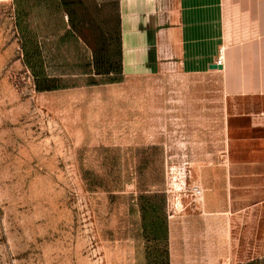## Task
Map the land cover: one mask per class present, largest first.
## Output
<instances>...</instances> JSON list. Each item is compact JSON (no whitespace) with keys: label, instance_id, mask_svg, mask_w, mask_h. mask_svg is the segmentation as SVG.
<instances>
[{"label":"rangeland","instance_id":"1","mask_svg":"<svg viewBox=\"0 0 264 264\" xmlns=\"http://www.w3.org/2000/svg\"><path fill=\"white\" fill-rule=\"evenodd\" d=\"M28 65L12 6L0 0V264H166L169 214L198 206L193 170L223 162L217 84L125 85L136 113L163 108L162 142L130 144L121 126H92L98 111L77 82H44ZM122 83L116 74L82 87ZM122 98L105 100L109 121Z\"/></svg>","mask_w":264,"mask_h":264},{"label":"crops","instance_id":"2","mask_svg":"<svg viewBox=\"0 0 264 264\" xmlns=\"http://www.w3.org/2000/svg\"><path fill=\"white\" fill-rule=\"evenodd\" d=\"M10 4L34 77L77 82L73 90L89 95L88 108L98 111L92 126H121L124 143L162 142L163 123L161 106L149 115L141 104L136 113L125 85L160 76L217 84L225 107L223 162L197 166L198 206L169 214L168 264H264V0ZM116 74L122 84L82 87ZM121 95V112L114 107L109 121L105 100L118 106Z\"/></svg>","mask_w":264,"mask_h":264},{"label":"built area","instance_id":"3","mask_svg":"<svg viewBox=\"0 0 264 264\" xmlns=\"http://www.w3.org/2000/svg\"><path fill=\"white\" fill-rule=\"evenodd\" d=\"M216 63L217 64H220L221 63V61L218 59V60H216ZM200 189H198V188H193L192 189V194L194 195V196H199L200 195Z\"/></svg>","mask_w":264,"mask_h":264},{"label":"water","instance_id":"4","mask_svg":"<svg viewBox=\"0 0 264 264\" xmlns=\"http://www.w3.org/2000/svg\"><path fill=\"white\" fill-rule=\"evenodd\" d=\"M210 69H221V66L217 64H212L210 65Z\"/></svg>","mask_w":264,"mask_h":264},{"label":"trees","instance_id":"5","mask_svg":"<svg viewBox=\"0 0 264 264\" xmlns=\"http://www.w3.org/2000/svg\"><path fill=\"white\" fill-rule=\"evenodd\" d=\"M166 244H167V231H166ZM166 264H168V248L166 247Z\"/></svg>","mask_w":264,"mask_h":264},{"label":"bare ground","instance_id":"6","mask_svg":"<svg viewBox=\"0 0 264 264\" xmlns=\"http://www.w3.org/2000/svg\"><path fill=\"white\" fill-rule=\"evenodd\" d=\"M5 3H10V0H3Z\"/></svg>","mask_w":264,"mask_h":264}]
</instances>
